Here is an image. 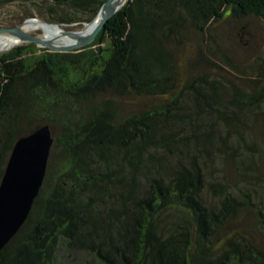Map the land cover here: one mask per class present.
I'll return each instance as SVG.
<instances>
[{
	"label": "trees",
	"instance_id": "trees-1",
	"mask_svg": "<svg viewBox=\"0 0 264 264\" xmlns=\"http://www.w3.org/2000/svg\"><path fill=\"white\" fill-rule=\"evenodd\" d=\"M17 1L37 3L0 0V6ZM45 1L52 7L39 11L63 23L92 21L106 0ZM123 3L95 38L105 48L88 60L85 75L73 74L61 58L68 52L34 42L39 52L19 46L0 56V183L16 140L41 125L57 122L52 148L61 155L56 168L49 162L29 217L0 250V264H74L79 257V264H264L258 161L240 160V179L251 188L235 194L228 184L207 182L203 140L196 133L180 138L172 125L183 118L184 97L197 109L215 99L212 84L213 93L195 87L191 69L185 75L177 62L187 32L205 35L227 15L264 19V0ZM114 96L131 97L134 105L159 101L123 110ZM260 96L264 87L235 101ZM217 112L227 137L238 132L240 125ZM181 143L187 161L167 164L166 152ZM218 150L227 159L222 143ZM249 214L257 217L254 232L246 227Z\"/></svg>",
	"mask_w": 264,
	"mask_h": 264
},
{
	"label": "rangeland",
	"instance_id": "rangeland-1",
	"mask_svg": "<svg viewBox=\"0 0 264 264\" xmlns=\"http://www.w3.org/2000/svg\"><path fill=\"white\" fill-rule=\"evenodd\" d=\"M36 1V4L31 2L21 4L17 1L0 6V28L18 27L29 19L41 18L51 22L49 20L53 19L49 16V12H40L39 10L42 11V9L52 7L53 3L45 0ZM32 13L35 16H31ZM94 20L95 18L92 19V21ZM92 21L53 23H58V26L63 28L64 32H73L85 28ZM23 30L38 37H47L43 28ZM62 34L60 33V35ZM67 37L69 36L63 37L59 44L69 45L83 40V38L76 40L72 36L71 41H67ZM94 42L95 40L72 50L57 52H68V54L62 55L61 58L68 63V66L72 67L73 74L85 75V69L89 66L88 60L99 51V46L105 48V44H94ZM19 46H25L26 49L36 48L32 41L22 39L6 48L0 56ZM43 48L56 51L47 46H43ZM36 50L38 49L36 48ZM177 55V62L183 73L186 75L188 70L191 69L190 77L195 79V87L213 93L210 85L214 86L215 99L211 102L205 99L204 106L201 104L202 109H197V105L191 96L184 97L185 100L182 103L184 109H179L183 118L172 123L174 130L179 132L180 138L191 137L192 134L196 133L203 140L205 146L208 147L209 152L207 154H200L202 156L200 161L207 182L221 181L228 184L230 190L235 194L240 193L242 189L251 188L250 183L243 182L240 179L239 173L245 168L244 162L240 160L251 155L253 160L258 161L255 162L258 174H262L264 178V126L261 123L263 121L262 116H264V96L258 97L253 103H241L240 106L235 100L241 93H247L248 91L255 93L264 87V19L258 16L238 17L227 15L224 19L212 24L205 35L190 30L186 34L184 45L177 50ZM77 57L81 60L78 64L72 65L69 60ZM107 96H110V94H107ZM114 98L118 100V108L123 110L132 109L133 107L142 108L151 103L157 104L159 101V99L151 100V98L138 99L136 105H134L128 101L134 100L131 97L114 96ZM214 109L220 110L222 114L224 113L234 120L236 127L240 125L238 132L227 137L225 120ZM60 113L63 114L64 110H61ZM256 116L257 120L255 119ZM51 123L49 125L53 136H56L60 128L56 121ZM229 124L233 125L232 123ZM194 140V137H192L186 143L193 146ZM220 143L228 151L227 159L220 156L224 155L218 150ZM180 146H173L172 151L166 152L165 160H167V164L175 166L187 161L185 153L187 147L182 143ZM58 156L52 148L48 164L52 162L56 168L61 155ZM246 169V171L252 172V167ZM262 183H264V180ZM256 188L261 193L260 206L262 207V215H264V192L261 191L263 190L261 187L257 186ZM256 219V216L249 214L248 219L245 220L247 229L255 231V227L251 225L255 223ZM256 231L260 235L259 229H256ZM79 259L80 257L74 264H79Z\"/></svg>",
	"mask_w": 264,
	"mask_h": 264
},
{
	"label": "water",
	"instance_id": "water-1",
	"mask_svg": "<svg viewBox=\"0 0 264 264\" xmlns=\"http://www.w3.org/2000/svg\"><path fill=\"white\" fill-rule=\"evenodd\" d=\"M115 1L106 0L103 3L97 13L101 15L100 20L79 43L54 45L19 26L0 28V32L9 31L19 34L24 41H32L40 47L47 46L56 51L72 50L95 40L107 20L124 4H121L122 0L117 3ZM53 142L54 136L50 125L44 124L19 137L13 146L0 183V250L7 245L29 217L45 179Z\"/></svg>",
	"mask_w": 264,
	"mask_h": 264
},
{
	"label": "bare ground",
	"instance_id": "bare-ground-1",
	"mask_svg": "<svg viewBox=\"0 0 264 264\" xmlns=\"http://www.w3.org/2000/svg\"><path fill=\"white\" fill-rule=\"evenodd\" d=\"M119 0H116L115 3H117ZM125 0H122L121 4H123ZM101 15H97L95 20L89 23L85 28L76 30L73 32H64V29L59 27L57 24H50L44 19H29L23 23V25L19 26L21 29H27V28H43L45 30V34L47 37H45L46 40H48L50 43L54 45H60L59 41L65 37H67V41H71L72 36H74L77 39L85 38L91 29L98 23L100 20ZM60 33H63L60 35ZM78 35V36H76ZM22 40V37L19 34L13 33V32H1L0 33V55L3 53V51L8 48L11 45H14L15 43ZM62 46V45H60Z\"/></svg>",
	"mask_w": 264,
	"mask_h": 264
}]
</instances>
